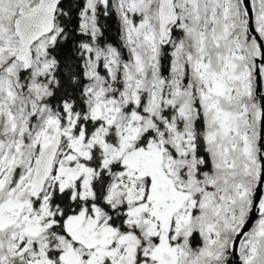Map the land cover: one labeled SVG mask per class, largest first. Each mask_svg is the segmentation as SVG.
Wrapping results in <instances>:
<instances>
[{"label":"snow or ice","instance_id":"1","mask_svg":"<svg viewBox=\"0 0 264 264\" xmlns=\"http://www.w3.org/2000/svg\"><path fill=\"white\" fill-rule=\"evenodd\" d=\"M0 264H264V0H0Z\"/></svg>","mask_w":264,"mask_h":264}]
</instances>
